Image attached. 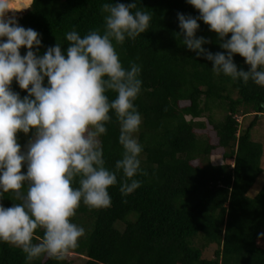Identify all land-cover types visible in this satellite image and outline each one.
<instances>
[{"label":"trees","instance_id":"obj_1","mask_svg":"<svg viewBox=\"0 0 264 264\" xmlns=\"http://www.w3.org/2000/svg\"><path fill=\"white\" fill-rule=\"evenodd\" d=\"M105 2L30 0L16 19L40 34L41 55L57 42L64 52L67 32L83 36L103 30ZM136 3L152 15L149 28L136 40L116 45V51L124 68L133 62L141 67L142 86L134 102L142 118L136 135L143 147V174L135 177L141 186L123 196L118 175L117 184L108 189L110 207L89 210L81 204L76 210L72 222L85 229L77 246L63 260L42 255L30 264H76L71 256L83 257V264H264V184L255 195H248L263 172V147L251 140L250 131L264 116V88L214 75L211 62L183 46L177 13L199 15L186 0ZM198 23L196 36L209 41L202 47L212 53L223 51L216 34ZM234 62L238 69L248 70L238 55ZM10 87L21 98L27 94L14 80ZM107 95L109 100L115 97L112 92ZM215 108L223 114L221 120L214 119ZM249 114L254 117L243 128L237 117ZM206 126L212 138L197 134ZM106 128L101 140L106 167L111 169L122 154L114 115ZM30 136L31 130L27 136L17 133L21 149ZM216 149L222 150L224 161L233 163L212 164L209 157ZM16 202L11 193L0 200L6 208ZM36 234L42 236V230ZM209 247L212 256L205 258ZM0 264L28 262L18 248L0 243Z\"/></svg>","mask_w":264,"mask_h":264},{"label":"clouds","instance_id":"obj_2","mask_svg":"<svg viewBox=\"0 0 264 264\" xmlns=\"http://www.w3.org/2000/svg\"><path fill=\"white\" fill-rule=\"evenodd\" d=\"M186 3L199 15L177 13L183 46L211 62L214 75L264 88V0ZM13 10L10 0H0V200L11 193L18 201L7 208L0 204V243L18 248L28 264L42 255L60 261L85 235L72 222L81 204L89 210L110 207L108 189L118 175L123 196L141 186L135 177L143 174V147L136 135L142 118L134 103L142 86L141 67L133 62L124 68L116 45L145 33L152 15L136 0H108L101 5L102 31L83 36L69 31L64 52L57 42L41 55L40 34L19 25L9 15ZM198 21L216 34L223 51L202 47L209 41L196 36ZM236 55L247 71L238 69ZM13 80L26 91L22 98L10 87ZM109 92L115 94L112 100ZM113 115L122 154L110 169L101 137ZM30 130L22 151L17 133L27 136Z\"/></svg>","mask_w":264,"mask_h":264},{"label":"rangeland","instance_id":"obj_3","mask_svg":"<svg viewBox=\"0 0 264 264\" xmlns=\"http://www.w3.org/2000/svg\"><path fill=\"white\" fill-rule=\"evenodd\" d=\"M14 1V2H13ZM18 1V2H17ZM30 5V0H12L10 2V8L14 9L12 12L9 13V15L15 16V18H18L22 15V13L29 7ZM235 97V96H233ZM213 116L215 120H221L223 117V114L218 110L217 108L213 109ZM254 115L249 114L246 117H237V120L241 122V126L243 128L247 127L251 120L253 119ZM201 121H204V119H201ZM197 134L201 135V137H213V132L211 129L206 126L202 130H197ZM250 137L251 140L262 144L263 147V154L261 158V167L263 169V172L260 174L259 178L256 180V182L253 184V186L250 188L248 195L253 196L256 194L258 189L264 184V116H259L257 118L255 126L251 129L250 131ZM22 151L24 150V147L21 149ZM210 161L214 165H219L222 163H227V164H232L233 162L231 160H226L224 161L222 159V150L221 149H216L211 152ZM76 223V222H74ZM78 225V224H77ZM212 251L213 247H209L206 249L203 253V257L205 258H210L212 256ZM71 255L69 254V257ZM73 260L76 262V264H83L84 263V258L83 257H74L71 256Z\"/></svg>","mask_w":264,"mask_h":264},{"label":"bare ground","instance_id":"obj_4","mask_svg":"<svg viewBox=\"0 0 264 264\" xmlns=\"http://www.w3.org/2000/svg\"><path fill=\"white\" fill-rule=\"evenodd\" d=\"M12 0H10V2H11ZM22 1V0H21ZM14 2V1H13ZM18 2V1H17Z\"/></svg>","mask_w":264,"mask_h":264}]
</instances>
